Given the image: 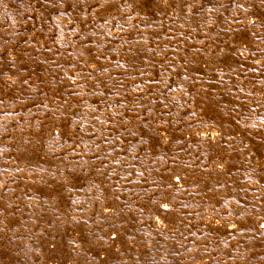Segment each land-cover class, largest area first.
<instances>
[{
    "label": "rangeland",
    "instance_id": "rangeland-1",
    "mask_svg": "<svg viewBox=\"0 0 264 264\" xmlns=\"http://www.w3.org/2000/svg\"><path fill=\"white\" fill-rule=\"evenodd\" d=\"M0 264H264V0H0Z\"/></svg>",
    "mask_w": 264,
    "mask_h": 264
}]
</instances>
